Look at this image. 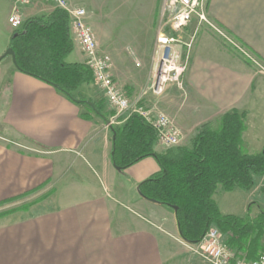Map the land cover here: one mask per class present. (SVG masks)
Instances as JSON below:
<instances>
[{"label":"crops","instance_id":"obj_1","mask_svg":"<svg viewBox=\"0 0 264 264\" xmlns=\"http://www.w3.org/2000/svg\"><path fill=\"white\" fill-rule=\"evenodd\" d=\"M5 1L9 21L13 0ZM93 1L70 0L83 8ZM152 2L149 19L143 22L142 16V29L133 41L142 59L155 49L158 0ZM54 9L34 0L21 11L26 20ZM85 9L99 48L115 50L106 17L96 14L93 4ZM207 13L264 61V0H208ZM197 22L192 21L195 27ZM198 33L182 77L189 107L177 115L185 137L195 128L184 121L216 122L238 110L247 114L243 146L261 152L264 142H256L251 119L256 113L264 115V75L221 45L213 30L204 26ZM74 46L66 62L86 63L75 40ZM112 72L130 98L149 95L135 73L125 76L116 65ZM89 87L84 84L69 97L13 63L0 67V205L37 198L29 208L0 221V264H204L193 254L196 244L181 237L175 211L139 194V184L161 171L157 158L149 156L121 170L114 166L111 127L89 105L73 99L85 100L80 95ZM217 191L221 213L236 215L224 213ZM251 191H244V214Z\"/></svg>","mask_w":264,"mask_h":264},{"label":"trees","instance_id":"obj_2","mask_svg":"<svg viewBox=\"0 0 264 264\" xmlns=\"http://www.w3.org/2000/svg\"><path fill=\"white\" fill-rule=\"evenodd\" d=\"M10 47L16 53L20 71L58 85L69 97L93 81L86 63L66 62L75 46L69 15L62 9L24 20L21 28L13 31ZM93 103L107 117L103 106ZM246 115L238 110L226 112L215 123L202 124L190 146L163 152L156 150L155 129L139 114L132 113L121 126L110 129L116 134L112 141L114 165L124 169L143 158H157L161 171L140 183L139 190L172 210L178 207L176 217L183 239L196 244L215 225L227 235L231 249L253 260L262 254L257 241L264 234V225L254 227L248 214L223 215L214 198L219 186L225 191H251L264 175V149L249 154L243 148Z\"/></svg>","mask_w":264,"mask_h":264},{"label":"rangeland","instance_id":"obj_3","mask_svg":"<svg viewBox=\"0 0 264 264\" xmlns=\"http://www.w3.org/2000/svg\"><path fill=\"white\" fill-rule=\"evenodd\" d=\"M44 1H46V6L50 7V5H52L47 0ZM165 2L166 0H158L157 3L155 14V49L154 52L150 54L147 59H142L140 57V54L135 50V45L133 44V41L135 42L138 31L142 29V27L140 26V22H142V16L144 17L143 22L149 19L148 17L150 14V10L153 6L152 0H148L146 2H140V0H132L130 2H119L116 0H94L92 3L88 2L83 4V6L85 8H88L93 4V7L96 9L95 13L101 17H106L105 25L107 28V34L113 40V46L115 48V50L108 52L112 57V68L114 67V65H116L119 69L123 70L125 76H129L130 78H132V74L135 73L137 75V79H139L140 81L142 80L141 83L144 86L146 85L145 88L151 93H149V95H145L141 99H134V97H131V101L133 103H136L140 100L139 103L143 102L142 105L152 107L157 111H162L166 113L182 130L181 123L177 121V115L179 113H182L184 110H187L186 108L189 107L186 105V99L183 93L184 86L181 89L176 82L168 80L163 84L162 91L158 94H155L153 92L151 86L157 80V77L159 75V69L162 64V58L164 56H168L169 51L171 52V54H173V52L180 54L179 62H182L186 56L188 45L191 44V46H193L194 41L196 40L199 34L198 30L200 28H203L204 26L209 30L210 28L205 23L203 25L198 24L197 27H195V24L192 23L191 25H189L190 31H188V33H186L187 29L183 30L181 33L173 32L168 24V13L165 9ZM8 10L9 7L6 4V1L0 0V58L10 47V41L12 36L11 24L7 19ZM161 32L165 33L167 36L174 37L177 39V41L173 43L172 48L170 49L169 47H166L163 53L159 49L160 44L158 42V37ZM215 38L219 41L221 45L233 50L229 45H227L221 40L222 37L220 38L218 34L215 35ZM11 60V56L4 57L0 61V67L5 66L6 64L11 65L13 63ZM89 85L90 87L88 89H84V91L81 92L80 96L82 98L84 97L83 99L85 100L89 99L93 102L102 105L105 113L107 114V117L110 118L115 113V111L110 107L106 97L94 83V80ZM121 86L124 87V85ZM123 90L126 91V87H124ZM130 115L131 114L129 112H126L124 115L120 116L118 118V123L114 124V126H121ZM251 121L252 125H254V136L256 142H264V115L256 113L252 116ZM213 122L215 123V121ZM183 124L186 126H190L192 130L194 128L196 129L197 126L199 128L202 125L201 123L199 124V122L192 123L185 121L183 122ZM198 128L196 130H198ZM195 129L194 131H192V133L194 132L193 135L192 133H188V136L186 137L182 130L183 140L180 146L191 145V141L196 134ZM243 148L246 152L253 151L254 153L259 152L261 149L256 148L251 150L249 148H246L245 146H243ZM173 149H177V147ZM156 150L159 152H163L167 149H164L156 144ZM217 194V198L220 201V205L224 213H233L236 215L243 216L248 214V217L253 222L254 227L258 228L264 225V175L262 176V178L257 180L255 187L250 192L251 196L248 205L249 210L245 214L243 199L246 198L247 193L241 190L226 193V191L219 188ZM223 196H226L225 201H221ZM26 200L22 199L17 202H11L10 204L7 203L0 206V221L3 222L5 220L3 219L4 216L9 212H12L13 210H25L26 205L31 206V204L35 200H37V198L29 197ZM165 207L169 208L168 206ZM226 208H228L229 210H226ZM259 222L261 223L259 224ZM224 236L226 240L227 235L224 234ZM257 245L259 247V251L263 253L264 234H262V236L259 235ZM232 250L234 251L235 255L240 257L241 259L247 258L244 252H239L236 248H233ZM193 254H195L198 258H200V260H202L201 257L195 251H193ZM204 264L206 263L204 262Z\"/></svg>","mask_w":264,"mask_h":264},{"label":"built area","instance_id":"obj_4","mask_svg":"<svg viewBox=\"0 0 264 264\" xmlns=\"http://www.w3.org/2000/svg\"><path fill=\"white\" fill-rule=\"evenodd\" d=\"M34 0H13L9 23L14 30L21 28L24 22L22 8L30 5ZM55 8L66 11L70 18V31L80 50L86 57V65L92 72L94 83L106 97L110 107L115 113L108 118V128L118 123V118L126 112L136 113L144 118L156 131V144L164 149H173L181 145L183 140L182 130L164 112L152 107L142 105L137 101L133 103L128 94L120 87L112 72V57L109 53L99 48L96 33L88 22V12L83 7H74L70 0H47ZM208 0H166L168 24L175 33H181L194 19L203 25L204 23L218 34L223 42L229 45L239 56L249 62L259 74L264 75V61L252 52L245 44L234 38L222 27L211 20L207 13ZM176 38L167 36L161 32L158 37L160 50L166 47L170 49ZM191 44L182 62H179L180 54H171L162 58L157 80L151 86L153 92L162 91L163 84L171 80L182 89L184 86L183 74L187 69ZM194 251L206 264H264V252L256 259H238L234 251L229 247L224 234L215 226H211L201 241L196 243Z\"/></svg>","mask_w":264,"mask_h":264},{"label":"water","instance_id":"obj_5","mask_svg":"<svg viewBox=\"0 0 264 264\" xmlns=\"http://www.w3.org/2000/svg\"><path fill=\"white\" fill-rule=\"evenodd\" d=\"M6 56H11V58H12V62H13V64H14V66L18 69V70H20V67H19V65H18V63H17V59H16V53H15V51H14V49L12 48V47H9L7 50H6V52L2 55V57L0 58V61L4 58V57H6ZM55 87H57V88H59V86L58 85H54ZM76 102H85L87 105H89L93 110H95V112L97 113V114H99L100 116H102L104 119H105V121H106V123H109V119L107 118V117H105V115H103V114H101L96 108H95V106H94V103L92 102V101H90V100H79V99H75V98H73ZM115 137H116V134L115 133H113V140H115ZM112 154H114V151L112 152ZM116 168H117V170H121V167H119V166H117V165H114ZM139 194L142 196V197H144V198H146L147 200H150V201H152V202H154V203H158L157 201H155V200H152V199H148L147 197H145L141 192H140V190H139ZM173 209H174V211H175V213L177 212V210H178V207L177 206H175V207H173ZM180 231V230H179ZM180 235H181V233H180ZM182 237V236H181ZM185 240V239H184ZM186 241V240H185ZM188 242V241H187ZM188 243H190V242H188ZM191 244H193V243H191Z\"/></svg>","mask_w":264,"mask_h":264}]
</instances>
